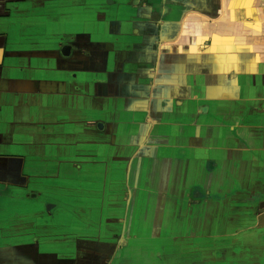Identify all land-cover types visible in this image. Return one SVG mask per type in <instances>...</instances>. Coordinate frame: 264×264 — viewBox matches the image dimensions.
I'll return each mask as SVG.
<instances>
[{
  "label": "crops",
  "instance_id": "0c3cea01",
  "mask_svg": "<svg viewBox=\"0 0 264 264\" xmlns=\"http://www.w3.org/2000/svg\"><path fill=\"white\" fill-rule=\"evenodd\" d=\"M143 1L98 73L0 0V264H264V0Z\"/></svg>",
  "mask_w": 264,
  "mask_h": 264
},
{
  "label": "flooded vegetation",
  "instance_id": "af4514ba",
  "mask_svg": "<svg viewBox=\"0 0 264 264\" xmlns=\"http://www.w3.org/2000/svg\"><path fill=\"white\" fill-rule=\"evenodd\" d=\"M50 5L47 7L53 12V20L45 19V15H38V33L29 35V39L39 41L36 45L38 53L47 50L49 53H60L65 57L77 56L72 63L76 66L84 67L86 63L84 57L89 56L96 72L107 73L106 62L101 63L110 52L113 57L126 56L124 41L131 36V26L137 22L147 24L146 21L154 16L145 15L133 10L138 0H48ZM143 1V6L147 4ZM149 1V0H148ZM153 3L145 6L146 12ZM144 10V9H142ZM47 13V12H45ZM44 13V14H45ZM109 27V29H108ZM115 27V28H114ZM120 29L119 35H110V32ZM127 27V28H126ZM127 35H126V33ZM114 37V38H113ZM124 40V41H123ZM48 41L50 43H48ZM49 45V46H48ZM31 46H33L31 44ZM127 49L134 48L133 44H126ZM48 47V48H47ZM51 49V51H50ZM103 51V55L101 52ZM29 54V53H28ZM116 58V59H117ZM45 63V62H44ZM80 63V64H79ZM84 63V65H82ZM67 81L71 83L75 80L68 74Z\"/></svg>",
  "mask_w": 264,
  "mask_h": 264
}]
</instances>
